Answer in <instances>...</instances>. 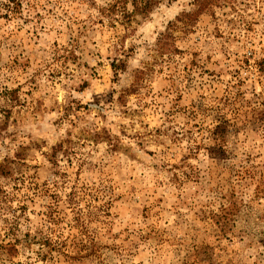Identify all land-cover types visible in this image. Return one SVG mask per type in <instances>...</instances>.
<instances>
[{"label":"rangeland","instance_id":"rangeland-1","mask_svg":"<svg viewBox=\"0 0 264 264\" xmlns=\"http://www.w3.org/2000/svg\"><path fill=\"white\" fill-rule=\"evenodd\" d=\"M117 1L0 0V264H264V0Z\"/></svg>","mask_w":264,"mask_h":264},{"label":"trees","instance_id":"trees-1","mask_svg":"<svg viewBox=\"0 0 264 264\" xmlns=\"http://www.w3.org/2000/svg\"><path fill=\"white\" fill-rule=\"evenodd\" d=\"M130 1H133L134 5H136V7L140 6V8L138 7V9L141 10V13H145V12L151 10V8L153 6V2H152L153 0H144V1H139V0H118L117 2H115L114 6H111L112 10H110L109 13L113 14V12H115V10L119 6H126L127 3L130 2ZM113 68H114V70H116L117 66L115 64H113Z\"/></svg>","mask_w":264,"mask_h":264}]
</instances>
